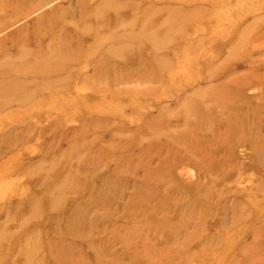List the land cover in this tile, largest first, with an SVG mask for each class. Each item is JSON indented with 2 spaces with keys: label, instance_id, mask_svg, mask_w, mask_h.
Here are the masks:
<instances>
[{
  "label": "rangeland",
  "instance_id": "obj_1",
  "mask_svg": "<svg viewBox=\"0 0 264 264\" xmlns=\"http://www.w3.org/2000/svg\"><path fill=\"white\" fill-rule=\"evenodd\" d=\"M0 264H264V0H0Z\"/></svg>",
  "mask_w": 264,
  "mask_h": 264
}]
</instances>
